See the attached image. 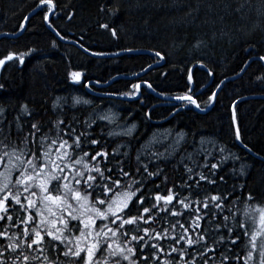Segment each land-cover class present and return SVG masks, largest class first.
I'll return each mask as SVG.
<instances>
[{"label":"snow or ice","instance_id":"6c2138e0","mask_svg":"<svg viewBox=\"0 0 264 264\" xmlns=\"http://www.w3.org/2000/svg\"><path fill=\"white\" fill-rule=\"evenodd\" d=\"M64 8L67 5L57 10L54 0H37L33 8L40 10L37 14L42 13L43 22L60 41L66 37L50 18ZM243 8L241 4L234 11L241 13ZM120 10L118 0L99 9L110 17ZM66 18L71 21L73 15L66 14ZM28 19L23 17L18 25L20 32L25 31ZM99 27L118 38L111 24L104 22ZM51 47H57L55 40ZM194 47H207V42L197 40ZM245 50L250 58L238 75L252 63L264 62V55L253 56L250 46ZM37 51L9 52L0 58V69L13 61L23 66L25 58ZM91 55L109 53L93 50ZM152 58L159 64L166 63L168 56L154 50ZM152 67L149 63L143 72ZM199 67L206 69L208 77L214 76L205 63ZM83 75L73 71L70 77L74 84H82ZM256 81L264 83V74ZM142 84L163 95L143 79L133 82L130 90L105 95L134 101ZM193 84L189 70L183 93L168 97L178 102L168 114L171 118L188 108L204 111L217 100L219 87L204 101ZM83 86L91 91L90 83ZM5 90L0 83V92ZM200 91L203 95L204 90ZM87 106L90 110H85ZM231 108L236 125V105ZM50 111L52 116L21 103L10 114L0 103V264H264V206L252 204L255 196L251 192L244 196L246 184L238 187L234 182L231 189L225 187L229 160L232 177L247 175L242 163L236 168L240 156L201 138L199 148L173 165L182 167L183 175L169 185L165 166L186 142L185 133H175L165 151H158L156 145L173 132L167 131L163 138L153 134L133 157L131 142L138 138L135 123L120 124L118 114L80 97H73L71 103L56 97ZM144 115L151 121V110ZM105 135L123 141L110 152L107 141L102 142ZM234 138L247 149L238 125Z\"/></svg>","mask_w":264,"mask_h":264},{"label":"trees","instance_id":"16d2710c","mask_svg":"<svg viewBox=\"0 0 264 264\" xmlns=\"http://www.w3.org/2000/svg\"><path fill=\"white\" fill-rule=\"evenodd\" d=\"M251 1L264 7V0H139L138 5L136 0H118L120 13L110 17L106 13L101 14L99 9L102 5L111 7L113 0H54L57 10L67 5L59 16L50 18L55 20L57 30L66 37L60 41L43 22L42 13L37 14L40 10L29 17L25 31L19 34L18 25L33 11L37 0H0V58L9 52L19 53L30 48L38 50L25 58L23 66L13 61L0 69V83L6 89L0 92V103L8 108L10 114L13 110L18 111L21 103H27L38 112H48L52 116L51 104L56 97L68 98L69 103L73 97L87 99L98 109L118 114L120 124L137 125L138 138L131 142L133 157L136 149L154 133H185L186 142L180 150L186 144L192 148L188 146L181 156L193 153L194 145L201 138L206 142L214 141L240 156L236 168L242 163L247 173L243 178L232 177V162L229 160L225 168L228 173L225 187L231 189L234 182L238 187L246 184L244 196L251 192L255 196L252 204L264 206V83L256 81L258 75L264 74V62L252 63L240 76L237 74L250 58L246 47H251L253 56L264 55V18L246 23L241 20L245 19L244 12ZM241 4L244 5L242 12L236 13L234 10ZM190 11L191 17L188 16ZM66 14H72L73 20H67ZM104 22L116 28L118 38L111 37L99 27ZM53 40L57 42L56 48L51 47ZM197 40L206 41L207 47L195 48ZM81 44L89 49L88 53L84 52ZM128 48H132L133 52L153 53L159 50L167 54L166 63L163 62L160 67L153 65L146 73L145 78L149 77L147 81L157 91L181 94L189 70L194 76V88H201L210 77L206 75V69L199 67L200 63H205L214 73L212 85L205 93L214 91L225 79L238 77L224 84L213 107L205 114L188 108L175 118L156 124L162 117L158 110L151 111L152 119L149 121L144 114L150 106L140 105L138 101L127 103L101 96L125 91L124 87H120L122 81H119L124 79L114 80L108 91L103 93L95 85H91V91L83 86L96 81L99 83L95 84H106L115 76L132 77L149 63H155L149 54L127 53L125 50ZM93 50L109 55L92 56ZM122 52L126 53L116 55ZM73 71L84 74L82 84L72 82L70 74ZM207 97L205 95L202 100L206 101ZM243 98L248 99L237 103ZM144 101V104H150L152 99L146 97ZM233 104L236 105V125L243 145L251 151L238 146L235 141L231 120ZM90 107L85 110H90ZM201 107L205 106L202 104ZM103 141H107L105 146L111 152L123 138L111 139L105 135ZM157 150L165 151L158 147ZM181 156L176 153L175 159L165 166L169 185L174 180L178 182L183 175L182 167L177 169L173 166Z\"/></svg>","mask_w":264,"mask_h":264},{"label":"flooded vegetation","instance_id":"af4514ba","mask_svg":"<svg viewBox=\"0 0 264 264\" xmlns=\"http://www.w3.org/2000/svg\"><path fill=\"white\" fill-rule=\"evenodd\" d=\"M153 65H157V63H153ZM163 65V62L161 63V65L159 64L158 67L162 66ZM148 67V66H147ZM146 68V67H145ZM127 76V75H125ZM130 76V75H129ZM146 73L143 74L142 76L138 77V78H135V79H124V80H119V81H122L121 83V86L120 87H124L125 90L129 89L132 85L133 82H140L141 79L147 81V79H149V77L146 79ZM115 82V81H113ZM113 82L109 85V86H106V87H100V88H97L98 91H100V93H103V92H106L108 91V89L111 87V85L113 84ZM212 85V82L210 84V86ZM210 86L204 90V93L205 91H207ZM196 95L197 96H200V99L202 100L204 98V96L208 95L209 93H205L203 95H201V92L199 94H197L198 90L199 89H196ZM161 93H163V95H159V96H162V97H166L168 98L169 96H173V95H176L177 93H174V94H170V93H166L165 91H159ZM183 93V92H182ZM100 95V94H99ZM150 95V96H149ZM151 98L152 99V102L149 104V102H146V104H144V99L145 98ZM141 98L143 99V103L140 102ZM124 101V100H123ZM140 104V105H146V106H150L149 107V110L153 111V110H158V113L159 114H162V117L160 120H157L155 123L156 124H159V123H164V122H167L171 119V117L168 115L170 112H174L176 109H175V104L178 103V102H168L166 103L165 100H161L159 98H157L156 96H154L149 89H147L143 84L141 85V94L140 96L137 97L136 100L134 101H124V102H127V103H131V102H137ZM173 104V105H172ZM157 105V106H156ZM167 105V106H166ZM156 107V108H155ZM187 110V109H185ZM185 110L181 111L180 113L184 112ZM179 114V113H178Z\"/></svg>","mask_w":264,"mask_h":264},{"label":"rangeland","instance_id":"374dc122","mask_svg":"<svg viewBox=\"0 0 264 264\" xmlns=\"http://www.w3.org/2000/svg\"><path fill=\"white\" fill-rule=\"evenodd\" d=\"M249 3V5L247 6V10L244 12L245 13V15H246V17H245V19H242L241 18V20L242 21H244L245 23L248 21H251V22H253L252 20H255V19H261V18H264V7H262L261 5H260V3H256V2H253V1H251V2H248ZM227 18L228 17H230L231 18V16L230 15H227L226 16ZM226 18V19H227ZM160 65H161V63H159ZM150 71V70H149ZM149 71H147L146 73H148ZM175 133H177V132H173V136L172 137H168L165 141H164V143H160V144H157L156 145V148L158 147V148H160V149H166L167 148V146H168V144L171 142V140L174 138V135H175ZM155 135H156V137H159V138H163V137H165L166 135H167V133H159V134H157V133H154ZM149 137V136H148ZM146 138V139H149V138ZM151 137H153V135L151 136ZM146 139H145V141H146ZM191 145H192V143H191ZM183 146H184V144H183ZM188 146H189V144H186L185 145V147L182 149V150H179L177 153H179V155L181 156V155H183V153L182 152H186V150H187V148H188ZM189 147H191L192 148V146H189ZM200 147V144L198 143L197 145L195 144L194 145V147H193V152L197 149V148H199Z\"/></svg>","mask_w":264,"mask_h":264},{"label":"water","instance_id":"95a60500","mask_svg":"<svg viewBox=\"0 0 264 264\" xmlns=\"http://www.w3.org/2000/svg\"><path fill=\"white\" fill-rule=\"evenodd\" d=\"M38 11V10H37ZM37 11H31L29 14H28V18L33 14V13H35V12H37ZM21 32H19V34H20ZM7 36V35H6ZM17 35H15V36H13V37H16ZM126 52H122V53H119V55H121V54H125ZM127 53H129V52H127ZM132 53H134V54H139V55H147V54H149V55H152V53L151 52H148V51H139V52H132ZM117 55V54H116ZM151 69V68H150ZM150 69H148V70H150ZM144 73H146V72H140V76L141 75H143ZM241 74H239L238 76H240ZM140 76H137V75H135V76H132V77H121V76H115L114 78H112V79H110L109 80V82L108 83H106V84H104V85H102V86H98L97 84H95V83H90L91 85H95V86H97V87H106V86H109L114 80H116V79H135V78H137V77H140ZM237 76V77H238ZM237 77H234V78H229V79H225V80H223V84L221 85H219L218 87H219V89L221 90V88L223 87V85L227 82V81H229V80H233V79H235V78H237ZM211 82H212V77H211V79H210V81L206 84V85H204L201 89H203V90H205V89H207L209 86H210V84H211ZM201 89H199L198 90V92H197V94H199L201 91ZM219 90V91H220ZM151 91V90H150ZM151 93L154 95V96H156L157 98H159V99H161V100H165L166 102H176V101H170L168 98H166V97H162V96H158V95H156L155 93H153L152 91H151ZM219 93V92H218ZM106 96V95H105ZM107 97H109V96H107ZM111 98H117V99H121V100H124V101H128L126 98H120L119 96H116V95H112L111 96ZM249 98H254V97H249ZM260 98V97H259ZM261 98H263V97H261ZM137 99V98H136ZM244 99H248V98H243V99H240V100H238L237 101V103H239V102H241L242 100H244ZM129 102V101H128ZM237 103H235V104H237ZM213 105H214V103L210 106V107H208L206 110H204V111H200V110H198V109H196V108H194V110L195 111H197L198 113H201V114H205L206 112H208L212 107H213ZM157 106V105H156ZM237 125H234V128L236 127ZM237 144H238V146H240V147H243L242 146V144L240 143V142H237ZM244 148V147H243ZM245 149V148H244Z\"/></svg>","mask_w":264,"mask_h":264},{"label":"bare ground","instance_id":"6f19581e","mask_svg":"<svg viewBox=\"0 0 264 264\" xmlns=\"http://www.w3.org/2000/svg\"><path fill=\"white\" fill-rule=\"evenodd\" d=\"M138 78V77H137ZM151 92V91H150ZM166 103H168V102H166ZM173 105V104H172ZM167 106V105H166ZM156 108V107H155Z\"/></svg>","mask_w":264,"mask_h":264}]
</instances>
